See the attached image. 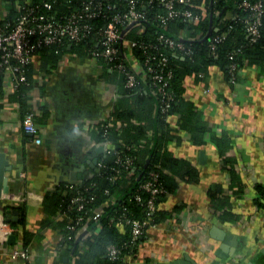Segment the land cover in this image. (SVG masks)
<instances>
[{
    "label": "crops",
    "instance_id": "crops-1",
    "mask_svg": "<svg viewBox=\"0 0 264 264\" xmlns=\"http://www.w3.org/2000/svg\"><path fill=\"white\" fill-rule=\"evenodd\" d=\"M23 1L37 0H14V6ZM194 1L207 12L205 0ZM10 4L0 0V19L9 17ZM199 35L204 31L178 36ZM138 59L130 56L137 66ZM28 68L29 107L37 113L40 143L23 128L18 96L8 91L0 98V264H73L58 224L65 222L61 213L66 210L51 214L45 198L63 185L81 187L94 176L95 159L101 157L95 151L104 143L96 131L123 97L120 77L106 59L75 52L71 44L54 64L36 53ZM180 89L192 105L190 113L207 126L204 142L192 139L186 110H175L165 116V144L197 175L175 176L176 188L157 206L165 217L146 229L127 261L264 264V194L259 191L264 189V58L261 63L246 59L234 82L224 66L208 64L204 72L186 74ZM155 133L148 131L151 137ZM224 137L228 147L222 152L215 138ZM114 196L98 208L104 210ZM100 228L97 223L95 230ZM92 233L80 232L77 240ZM15 249L27 250L29 258L15 255Z\"/></svg>",
    "mask_w": 264,
    "mask_h": 264
},
{
    "label": "trees",
    "instance_id": "trees-1",
    "mask_svg": "<svg viewBox=\"0 0 264 264\" xmlns=\"http://www.w3.org/2000/svg\"><path fill=\"white\" fill-rule=\"evenodd\" d=\"M10 1V15L5 20H14L20 14L19 4L14 6V0ZM139 1L140 9L145 11L147 16L143 24L144 30L138 32L136 28H133L129 31L128 37L138 42L152 44V47L146 51L150 54H156L157 57L167 56L166 70L171 71L172 74L168 89L175 94V98L168 108V113L171 114L175 110L183 112L186 110L183 117L185 126L190 128L194 142L201 144L204 142V132L207 126L196 119L193 113H190L192 105L180 96V82L188 73L204 72L208 64L211 63L224 66L228 78L232 80L229 68L232 62L230 59L232 53H235L233 60L238 65L236 75H238L239 69L246 59L261 63L264 58V13L260 26V36L252 42L244 23V18L248 13L239 6L243 0H205L204 6L207 12L201 20L185 22L179 18H174L168 20L167 24H162L155 18L156 13H165L166 9L162 4L156 1L149 3L150 0ZM202 1L199 0L197 3ZM262 1L264 3V0ZM43 2L52 4L53 8L48 11L50 14L67 15L78 6L80 0H37L34 4ZM121 2L124 4L126 1L121 0ZM192 8L197 13L205 12L195 4ZM98 24L102 26L105 22L99 21ZM211 24L217 25L218 31L215 29L208 38L204 39ZM199 29L204 31V35L200 38L179 37L182 32L194 36ZM221 31H226L227 35L218 45L216 54H212L209 50V42L216 33ZM161 34L183 40L187 46L191 47L192 53L188 55L182 52L173 53L166 43L158 40V36ZM90 46L91 43L87 41L72 44L73 51L85 54L87 53L86 49ZM66 51H68V43L42 45L37 49V53L40 52L43 56L48 57L53 64ZM134 54L141 60L147 56V53H144L139 47L134 48ZM107 63L111 65L108 60ZM28 71L30 84L23 85L17 92H13L22 104L23 114L30 110L28 95L32 84ZM114 71V74L120 77L123 97L119 100L112 118L99 125L96 131L97 140L107 141L111 146L110 150L100 157L103 166L96 168L94 176L85 181L81 187L63 185L45 198L50 204L48 206L49 212L54 214L57 209L69 211L68 206L71 205L73 198L82 195L85 198V209L88 210L85 215L92 217L96 214V209L100 204L109 196L115 195V202H111L105 207V211L98 218L87 222L88 230L93 231L91 236L79 240L74 239V232L70 231L67 222H58L64 236L62 248L70 259L73 258V264H129L125 258H111L108 254L110 246L115 244L124 251H131L135 255L138 242L142 237L133 242L130 225L124 224V228L121 229L119 222H112L111 217L120 216L121 213L125 212L141 219L151 217L152 222L155 223L165 217V213L158 210L148 214L146 207L150 193L141 188V184L147 180L149 172L156 169V165H160L161 181L169 192L177 186L176 175L188 176L191 179L197 175L196 170L191 167L189 162L174 158L165 144L168 129L165 124L166 114L161 110L162 100H157L144 83H139L132 89L127 88L124 74L116 69ZM150 129L156 132L152 137L148 135ZM215 141L220 145L222 152L228 147V140L225 137L215 138ZM118 154H121L122 157L131 156L134 160V168L130 171L124 170L123 166L117 162ZM116 168L122 169L121 176L112 180L111 177ZM164 168H167L171 174L165 173ZM259 191L262 195L264 194L263 188L259 187ZM138 195L141 200L137 199ZM214 198L215 201L219 199ZM69 213L74 216L78 214L76 211H69ZM97 223L101 224L98 231L95 230Z\"/></svg>",
    "mask_w": 264,
    "mask_h": 264
},
{
    "label": "built area",
    "instance_id": "built-area-1",
    "mask_svg": "<svg viewBox=\"0 0 264 264\" xmlns=\"http://www.w3.org/2000/svg\"><path fill=\"white\" fill-rule=\"evenodd\" d=\"M125 1L122 4L121 0H80L78 6L67 15L50 14L48 11L53 8L50 2L27 4L23 1L19 3L20 14L14 20L0 19V98L5 92H17L21 86L30 84L27 70L33 63L34 56L40 46L53 43L72 45L87 41L91 43V46L86 49L89 56L108 60L111 68L124 74L127 88L132 89L139 83H144L157 100H162L161 110L166 116H169L168 108L171 101L174 100L175 94L168 89L172 76L171 71L166 70L168 58L167 56L157 57L156 54L146 52L148 48L152 47V44L138 42L128 37L129 31L133 28H136L138 32L144 30L143 24L147 16L145 11L140 9L139 0ZM154 1L162 4L166 9L165 13H156L155 15L157 21L162 24H167L168 20L174 18L185 22L199 21L205 15V12L197 13L192 8L195 4L194 0H150L149 3ZM239 6L248 13L244 18L245 28L250 41L254 42L260 36L264 3L262 0H243ZM99 21H104L105 24L101 26L98 24ZM213 27V31L215 29L218 31L217 25ZM226 35V31H221L211 38L209 50L212 54H216L218 45ZM202 36L199 35L197 38ZM158 40L166 43L175 54L178 52L187 55L192 53L191 47L179 38L161 34L158 36ZM135 47H139L144 53H147L144 60L138 59V66L130 61V56L135 55ZM234 54L230 55L232 62L229 67L233 82L236 81L238 68L233 60ZM36 116V111L30 109L23 114L22 123L24 130L34 136L35 142L40 143ZM100 147L103 148L101 155H105L111 148L107 141L97 148ZM117 162L126 171L134 168V160L131 156L122 157L121 154H118ZM95 164L96 168L103 166L100 157ZM159 168L160 165H156V169L150 171L147 180L141 184V188L150 193L146 207L148 214L155 212L158 202L169 194L162 184ZM114 170L112 180L119 178L122 171L121 168ZM137 199L141 200V197L138 195ZM110 201L115 202V198H111ZM84 202L85 198L82 195L75 196L68 209L76 211L78 214L74 216L68 210L61 213L70 231L74 232V239L79 237L80 232H85L88 235L90 232L87 229V222L91 216L87 215L86 217L85 214L88 210L85 209ZM96 210V217L105 211L103 207ZM111 221L130 225L133 242L140 239L149 226L156 224L152 222L151 217L141 219L125 212L120 216H112ZM13 253L24 259L29 258L27 250L15 249ZM108 254L113 259H127L133 256L131 251H124L115 244H111Z\"/></svg>",
    "mask_w": 264,
    "mask_h": 264
},
{
    "label": "water",
    "instance_id": "water-1",
    "mask_svg": "<svg viewBox=\"0 0 264 264\" xmlns=\"http://www.w3.org/2000/svg\"><path fill=\"white\" fill-rule=\"evenodd\" d=\"M211 23H212V16H211ZM213 29H214V27L211 24V26L209 28V31L205 35L204 39L208 38L211 35V33L213 32ZM95 152H96L97 155H99L101 152H103V148L102 147L97 148ZM97 159H98V156L95 159V162H97ZM12 213L15 214V216H16L19 212L17 210H14ZM15 216L12 218V220H17V218ZM184 262H185L184 260H176V261H173V262H171L169 264H183ZM250 264H253V263H250Z\"/></svg>",
    "mask_w": 264,
    "mask_h": 264
}]
</instances>
